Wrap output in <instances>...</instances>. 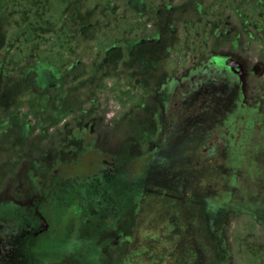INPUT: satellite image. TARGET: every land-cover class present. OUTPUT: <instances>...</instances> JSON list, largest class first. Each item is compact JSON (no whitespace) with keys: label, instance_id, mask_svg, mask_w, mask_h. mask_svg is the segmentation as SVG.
<instances>
[{"label":"flooded vegetation","instance_id":"1","mask_svg":"<svg viewBox=\"0 0 264 264\" xmlns=\"http://www.w3.org/2000/svg\"><path fill=\"white\" fill-rule=\"evenodd\" d=\"M5 19L15 23L13 32L0 29V264H70L74 244L64 230L51 236L46 215L62 211L56 220L65 227L68 201L95 217L85 225L126 222L121 210L145 189L147 173L133 174L130 157L113 152L72 159L76 144L97 148L121 127L104 124L99 97H144L156 127L139 142L147 172L156 150L162 164L184 152L174 164L224 169L241 151L245 109L264 105V0H0ZM21 19L30 30L16 32ZM149 97L160 99L153 107ZM112 185L125 195L109 194ZM77 245L85 253L77 260L93 255L92 243Z\"/></svg>","mask_w":264,"mask_h":264},{"label":"rangeland","instance_id":"2","mask_svg":"<svg viewBox=\"0 0 264 264\" xmlns=\"http://www.w3.org/2000/svg\"><path fill=\"white\" fill-rule=\"evenodd\" d=\"M12 8L6 7V13L15 12ZM19 22L16 32L29 29L28 23H24L27 21ZM14 23L12 19L2 20L0 29L4 26L6 32H13ZM28 37V34L21 37L22 47L30 44ZM6 99L15 101L16 97ZM99 99L101 105L97 109L107 115L104 124L115 119L121 127L103 136L97 148L94 145L93 149H85L84 143L76 144L72 159H94L93 150L108 157L113 152L118 159L129 156L133 174H142V177L147 173L148 180L144 176L145 189L129 196L127 208L121 210L128 218L117 229H110L106 224L85 225L87 218L95 217L90 212L79 211L78 207L74 211L72 201H68L70 209L63 216L65 227L61 226V220H56L62 217V211L46 214L54 225L51 236L59 239L64 236L74 244L70 246V264H80V261L105 264V254H113L117 261L125 260L129 264H264V128L260 132L256 129L259 122L264 123V105L245 109L248 113L242 120L247 126L241 137V151L227 158L224 169L174 164L183 162L184 152L162 164L159 160L165 155L156 150L151 155L155 159L148 160L152 172H147L148 169L142 171L146 158L142 152L148 149L143 150L139 142L144 136L156 133V127H153L151 112L140 106L144 97L128 101L114 97ZM158 99L149 97L146 103L154 107ZM261 99L264 101V97ZM85 108H89L88 103ZM126 114L132 116L122 118ZM39 147L38 154L46 153L45 145ZM12 155L7 149L3 157L6 161ZM188 157H191L189 153ZM174 175L179 176L175 183L171 180ZM192 176L197 179L190 181ZM118 177L114 180H119ZM106 189L109 194L125 195L117 192L114 185ZM59 230L65 231L62 237ZM79 240L93 244V255L91 252L90 256L77 260V254L85 255L84 249L77 245ZM223 243L226 245L222 249Z\"/></svg>","mask_w":264,"mask_h":264},{"label":"snow or ice","instance_id":"3","mask_svg":"<svg viewBox=\"0 0 264 264\" xmlns=\"http://www.w3.org/2000/svg\"><path fill=\"white\" fill-rule=\"evenodd\" d=\"M0 195H3V192L2 191H0Z\"/></svg>","mask_w":264,"mask_h":264}]
</instances>
